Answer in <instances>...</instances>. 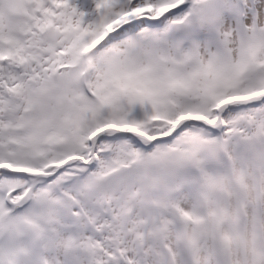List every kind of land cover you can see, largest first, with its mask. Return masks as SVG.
<instances>
[{
  "label": "snow or ice",
  "instance_id": "6c2138e0",
  "mask_svg": "<svg viewBox=\"0 0 264 264\" xmlns=\"http://www.w3.org/2000/svg\"><path fill=\"white\" fill-rule=\"evenodd\" d=\"M0 264H264V0H0Z\"/></svg>",
  "mask_w": 264,
  "mask_h": 264
}]
</instances>
